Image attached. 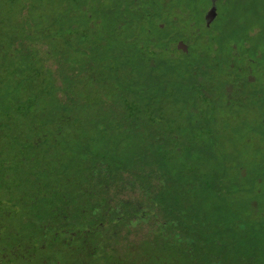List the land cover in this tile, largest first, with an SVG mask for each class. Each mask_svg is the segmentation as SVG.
Listing matches in <instances>:
<instances>
[{"label": "rangeland", "instance_id": "1", "mask_svg": "<svg viewBox=\"0 0 264 264\" xmlns=\"http://www.w3.org/2000/svg\"><path fill=\"white\" fill-rule=\"evenodd\" d=\"M153 2L164 24L172 5L191 7L201 24L211 5L0 0V247L29 246L37 257L40 240L56 235L63 264H100L80 251L71 221L90 209L82 212L80 192L106 186L159 193L157 214L183 211L189 230L168 226L157 242L154 227L124 226L103 264H264V94L247 100L236 87L245 59L230 58L224 40L208 60L156 44L169 32L187 36L172 25L156 32L145 9ZM216 6L214 30L228 39L264 21V0ZM185 77L199 82L193 91L183 90Z\"/></svg>", "mask_w": 264, "mask_h": 264}, {"label": "flooded vegetation", "instance_id": "2", "mask_svg": "<svg viewBox=\"0 0 264 264\" xmlns=\"http://www.w3.org/2000/svg\"><path fill=\"white\" fill-rule=\"evenodd\" d=\"M213 1L215 3L216 16L212 21H209L207 25L205 14L213 6ZM218 1L219 0H211L210 7L207 8L203 13L204 21L202 24L201 22L196 23L194 20H192V24L204 30L210 29L211 25L218 17L216 6ZM145 9L147 14L151 13L150 7ZM157 26L160 29L165 30L164 23H157ZM174 29H176V32H180L181 27L174 26ZM166 30H169V28ZM169 34L174 36L177 33L169 32ZM174 40L170 41L171 43L167 48L176 54H180L182 56L187 55L190 50V38L187 37L185 40ZM180 44L187 45V52L185 54L180 52ZM246 47L250 48L248 44H246ZM256 51L255 55L264 58V45L262 48L257 49ZM257 56L256 62L259 64L261 58H258ZM261 63L263 64L264 61ZM39 155L40 153L34 157L30 155L29 160L38 159L37 156ZM110 190L111 189L107 188H96L92 192L84 191L83 198L81 199V205H83L82 212H84L86 209H89V207L90 209L87 213H83L81 220L77 219L75 221H71L73 224H78L79 232H82L80 233V237H82L81 242H76L78 247H80V251H84L86 254H89L91 259H95V261L100 264H103L104 260L112 255L114 248L117 246V242L119 240L123 241V236L120 237V232L123 230V228H126L124 226H127L130 230H138L141 227H146V225L148 226V223H150L155 215H157V213H155L151 208H146L144 205L138 203L136 189L131 191L126 190L125 193L121 188L112 189L114 192H109ZM98 191L101 193H98ZM80 194L82 193L80 192ZM128 229L124 231H129ZM76 236L77 233L69 232L70 238L76 239ZM55 237L56 235H54L51 240L46 242L40 240L39 244L45 243L46 246L43 247L38 245L40 246L39 249L40 251L42 250V253L37 257L35 254L31 253L29 246L0 247V264H26L21 262L26 261L24 260L25 258L20 256L21 252L28 254L30 261L31 257H36L34 262L36 264H63L66 262V254L64 255V253H58V251H61V249L59 248V250H57L58 248L54 243ZM63 248L65 249V246ZM97 250L98 252L102 253L100 256L96 253ZM43 252L46 253L43 255ZM50 253L52 255L51 262H49V259H47ZM79 258L80 257L76 256L75 259Z\"/></svg>", "mask_w": 264, "mask_h": 264}, {"label": "trees", "instance_id": "3", "mask_svg": "<svg viewBox=\"0 0 264 264\" xmlns=\"http://www.w3.org/2000/svg\"><path fill=\"white\" fill-rule=\"evenodd\" d=\"M157 3L153 2V7L151 8V13L148 14V17L152 16V20L155 22V29L156 32L162 33L166 31L168 26H177L181 27L180 32L183 34H186L188 38H190L191 44H190V50L187 55H184L183 58L188 57L191 52L195 53L197 52V55L202 58L206 57L203 60H208L212 54L218 50H221L222 46V41L224 40L225 43L223 44L226 48V50L230 51V54L234 56H241L244 57L245 59V65L242 66V71L245 72L244 78L241 80L239 78L240 82L236 81V87L241 86L242 89L245 88V99L252 101H256L260 98H263L264 94V63L262 64L261 62L264 61V58L261 56L258 57L255 55V51L257 49H260L264 45V21H252L248 24H245L244 28V34L242 37L238 38L236 35H234L231 38H227L223 36L222 34H216L214 30V23L211 25L210 29H201L195 26L192 20H194V17L192 16V11L191 7L187 5H172L168 8V19L167 23L165 24V30L160 29L157 26V23H163L158 19L159 15L155 10H156ZM86 19L88 21V24H91L93 21V14L90 13V10L86 12ZM219 17V15H218ZM217 17V19H218ZM216 19V20H217ZM94 22H96L94 20ZM180 32L178 34H180ZM179 35H170L169 33H166L162 38H159L157 40H154L156 44H162L164 45L166 50H169L167 47L171 43L170 41H173L174 39H180V37H176ZM174 38V39H173ZM174 40V41H175ZM246 44L250 46V48L246 47ZM154 45V44H153ZM237 49L243 50V54L237 55ZM171 51V50H169ZM173 54L174 52L171 51ZM257 52V51H256ZM176 54V53H175ZM260 59V65H258L257 58ZM172 59H174L172 56H170ZM182 57V56H181ZM255 60V61H254ZM254 61V62H253ZM253 62V63H252ZM202 65V64H201ZM197 67V66H196ZM262 67V68H261ZM260 68V69H259ZM259 69V71H258ZM241 69H237V71H240ZM199 82L197 81L196 78H186L183 81V90L187 91H193L196 87V85ZM204 85V84H203ZM206 85V84H205ZM207 86V85H206ZM235 89V88H234ZM253 106L256 105V103L252 104ZM253 111H251L252 113ZM259 122L264 125V116L260 115L259 117ZM144 169L147 168L149 165L148 164H143ZM143 169V171H140L138 174V178H142L143 173L146 171ZM101 188H107L106 186H101ZM148 188V187H147ZM122 189V188H121ZM162 191L161 189H159ZM87 192V191H86ZM80 194L81 199L83 198L84 192H81ZM89 193V192H88ZM147 193L143 191H137V199L138 203L141 205H144L146 208H151L155 213L159 212V209H163L165 205H162V201L159 199L161 196L160 194H155L153 198H147L145 196ZM166 212V213H163ZM163 217H161L159 214L155 215V217L152 219L150 223H148V226L146 227H154L152 230V236L157 242H163L165 241L166 238V232L164 231V228L170 226L171 228H179L181 230L187 231L189 230L188 226L182 227L181 222H180V217L185 216V212H176L172 213L171 210L166 209L162 211ZM175 214L177 216L176 218H171V215ZM169 215V216H168ZM166 216H168L166 218ZM3 217H7V215H3ZM173 236H178L179 232L174 231ZM164 236V237H163ZM154 239V240H155ZM170 247H179L175 243H170ZM122 247V252L126 250V248ZM116 248H114L115 251ZM132 250V248H130ZM125 253V252H124ZM187 255L190 254V250H186ZM123 254V253H122Z\"/></svg>", "mask_w": 264, "mask_h": 264}, {"label": "water", "instance_id": "4", "mask_svg": "<svg viewBox=\"0 0 264 264\" xmlns=\"http://www.w3.org/2000/svg\"><path fill=\"white\" fill-rule=\"evenodd\" d=\"M215 16H216V8H215V3L213 1V6L205 14V20L207 22V25L209 21H212L215 18ZM179 48L181 53L185 54L187 52V45L180 44Z\"/></svg>", "mask_w": 264, "mask_h": 264}]
</instances>
